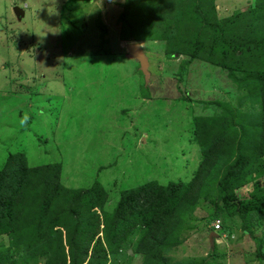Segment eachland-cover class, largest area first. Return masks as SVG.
<instances>
[{
	"label": "rangeland",
	"instance_id": "obj_1",
	"mask_svg": "<svg viewBox=\"0 0 264 264\" xmlns=\"http://www.w3.org/2000/svg\"><path fill=\"white\" fill-rule=\"evenodd\" d=\"M125 1L0 0V168L18 152L31 167L61 163L62 186L78 190L100 183L104 210L110 212L124 190L154 181L164 187L191 181L203 160L193 140L201 118L202 125L222 130L223 147L204 162L196 204L181 211L179 242L164 255L171 264H264V220L253 228L254 239L243 232L240 217L225 211L214 248L209 240L219 179L253 149L250 139L264 134L263 86L246 71H234L232 79L212 63L242 67L228 19L256 0H215V23L226 32L225 47L218 39L208 52L207 38L202 60L191 62L185 54L166 52L170 27H177L176 35L182 30L179 6L156 18L136 0L126 9ZM14 7L24 12L19 18ZM191 7L187 0L182 5ZM123 11L126 28L118 20ZM99 20L106 26L103 36ZM188 24L197 26L193 15ZM136 42L148 58V81L127 53L126 46ZM207 126L203 146L209 141ZM252 167L242 183L232 185L237 200L249 201L254 192L264 195V164ZM0 243L7 245L6 237ZM128 253L131 257L119 264L142 263V255ZM45 261L46 256L39 264Z\"/></svg>",
	"mask_w": 264,
	"mask_h": 264
},
{
	"label": "trees",
	"instance_id": "obj_2",
	"mask_svg": "<svg viewBox=\"0 0 264 264\" xmlns=\"http://www.w3.org/2000/svg\"><path fill=\"white\" fill-rule=\"evenodd\" d=\"M136 1L142 8H149L150 15L153 16L155 11L156 18H161L167 10L180 7L179 13L184 18L182 30L176 35L177 27H170L172 32L166 41L168 55L185 54L191 62L202 60L199 53L205 47L207 38L208 52L212 50L210 44H215L218 39L224 45L226 32L216 25L215 0H187L192 7L185 10L182 5L186 0ZM129 3L132 0L125 1L126 9ZM161 7L165 11L159 13ZM192 15L197 22L195 28L192 24L188 26ZM126 16L127 11L118 16L123 27L127 24ZM228 21H231L230 32L233 30L235 34L234 44H240L233 50L240 51L237 54L242 67H226L223 62L213 60L212 63L227 70L232 79L235 78L234 71H246V77L263 86L264 104V0H256L255 6L233 15ZM97 26L102 36L107 33L106 26L100 20ZM236 27L240 33L235 32ZM221 49L223 53L224 48ZM182 67L180 70H183ZM196 122L193 140L198 142L203 160L191 181L171 182L165 187L154 181L124 190L110 212L104 210L106 193L100 183L95 182L85 189H67L60 181L61 163L31 167L27 165L23 153L8 155L0 168V238L6 237L8 242L7 245L0 243V264H39L45 256L44 264H107L108 261L119 264L124 263V258L131 257L129 250L133 255H142L141 264H171L164 254L179 242L178 235L183 223L181 211L195 206L199 177L202 170H206L204 162L213 158V151H220L223 147L222 130L217 133L219 129L216 131V126L207 122L203 125L210 128L207 134L209 141L203 146V122L201 118L200 122L198 119ZM260 135L250 139L253 149L238 156L219 179V202L211 217V222L220 220L222 229L225 211L229 217H240L243 232L254 239L253 228H260L264 220V195L256 197L254 192L249 201H241L230 193L232 185L242 183V178L251 172L254 163L264 164L261 159L264 158V134ZM99 233H102L101 238L98 237ZM95 237L98 244L91 247ZM21 247L22 253L18 250Z\"/></svg>",
	"mask_w": 264,
	"mask_h": 264
},
{
	"label": "water",
	"instance_id": "obj_3",
	"mask_svg": "<svg viewBox=\"0 0 264 264\" xmlns=\"http://www.w3.org/2000/svg\"><path fill=\"white\" fill-rule=\"evenodd\" d=\"M13 11L18 18L23 15V12L16 7L13 9ZM126 49L128 55L134 58L138 62L140 71L144 75L145 80L148 81V78L150 76V72L148 71L149 62L146 54L143 51L142 45L138 42L129 43L126 46ZM216 237L217 235L215 233H210L209 240H210L211 248H213L214 246V239Z\"/></svg>",
	"mask_w": 264,
	"mask_h": 264
},
{
	"label": "clouds",
	"instance_id": "obj_4",
	"mask_svg": "<svg viewBox=\"0 0 264 264\" xmlns=\"http://www.w3.org/2000/svg\"><path fill=\"white\" fill-rule=\"evenodd\" d=\"M17 8V7H16ZM19 9V8H18ZM22 11V10H21ZM15 15V14H14ZM216 221H219V225H220V229L219 230H216L215 229V227L213 226L214 225V223L216 222ZM211 228H213L214 230H212L211 231ZM211 228L209 229V232L210 233H215L216 235H217V237L216 238H219V232L218 231H221V224H220V220L219 219H217V220H215V221H213L212 223H211ZM215 238V239H216ZM215 239H214V242H215ZM215 244V243H214Z\"/></svg>",
	"mask_w": 264,
	"mask_h": 264
},
{
	"label": "built area",
	"instance_id": "obj_5",
	"mask_svg": "<svg viewBox=\"0 0 264 264\" xmlns=\"http://www.w3.org/2000/svg\"><path fill=\"white\" fill-rule=\"evenodd\" d=\"M213 226L215 227L216 230H219L220 229L219 221H216Z\"/></svg>",
	"mask_w": 264,
	"mask_h": 264
},
{
	"label": "crops",
	"instance_id": "obj_6",
	"mask_svg": "<svg viewBox=\"0 0 264 264\" xmlns=\"http://www.w3.org/2000/svg\"><path fill=\"white\" fill-rule=\"evenodd\" d=\"M14 8H15V7H14ZM14 8H13V9H14ZM17 8H19V7H17ZM19 9H20V8H19ZM20 10H22V9H20ZM22 12H23V11H22ZM23 13H24V12H23Z\"/></svg>",
	"mask_w": 264,
	"mask_h": 264
}]
</instances>
